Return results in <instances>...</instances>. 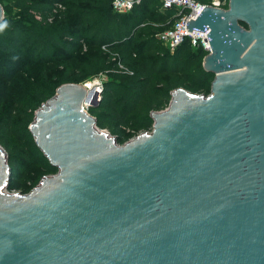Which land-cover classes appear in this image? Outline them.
Segmentation results:
<instances>
[{"label":"water","instance_id":"95a60500","mask_svg":"<svg viewBox=\"0 0 264 264\" xmlns=\"http://www.w3.org/2000/svg\"><path fill=\"white\" fill-rule=\"evenodd\" d=\"M3 17L0 5V20ZM207 94L175 87L123 143L63 82L28 130L56 171L8 191L0 146V264H264V0L204 4Z\"/></svg>","mask_w":264,"mask_h":264},{"label":"trees","instance_id":"16d2710c","mask_svg":"<svg viewBox=\"0 0 264 264\" xmlns=\"http://www.w3.org/2000/svg\"><path fill=\"white\" fill-rule=\"evenodd\" d=\"M0 5V145L9 166L7 190L23 193L56 171L27 126L60 83L105 75L100 98L87 112L117 143L150 129L149 112L164 108L173 88L209 92L213 74L201 65L206 51L187 37L172 50L156 38L177 16L161 0H140L124 12L113 10L111 0H0ZM71 58L80 61L81 73L71 72ZM51 62L58 66L52 69ZM26 156L39 158L41 170L25 190L14 180V165Z\"/></svg>","mask_w":264,"mask_h":264},{"label":"built area","instance_id":"2783aa9c","mask_svg":"<svg viewBox=\"0 0 264 264\" xmlns=\"http://www.w3.org/2000/svg\"><path fill=\"white\" fill-rule=\"evenodd\" d=\"M139 1L140 0H111V6L115 11L124 12L128 11ZM204 4L221 6L214 0H210L208 3L198 0H161V6L164 8L174 6L177 9V16L169 27L155 33L156 38L172 50L187 37L192 46H200L205 51H208L209 45L206 33L196 29H188V27L185 26L186 21L190 18H195ZM34 16L39 18L37 14ZM96 83V98L98 99L100 97L101 82L96 81ZM85 106H87V104H85Z\"/></svg>","mask_w":264,"mask_h":264},{"label":"rangeland","instance_id":"374dc122","mask_svg":"<svg viewBox=\"0 0 264 264\" xmlns=\"http://www.w3.org/2000/svg\"><path fill=\"white\" fill-rule=\"evenodd\" d=\"M214 1L217 2L219 5H222L224 3L223 0H214ZM69 61H70L69 64H70L71 72L81 73L80 66H79L80 61H78L77 59H74V58H71ZM50 65H51L52 69H54L55 67L58 66L55 62H51ZM104 77H105L104 74L96 75L92 79H85L84 81H82L80 83H84L85 81H90V80L91 81L92 80L100 81V79H102ZM86 83H88V82H86ZM88 106L89 105H87V106L84 105L86 110H87ZM112 125L117 126L120 129L124 130V133L128 130L126 127H124V125H121L118 121H113ZM101 129H104V130H106L108 132V129L106 127H103ZM129 138H131V137H129ZM0 146L4 149V147L2 145H0ZM4 152H5V149H4ZM5 155H6V153H5ZM26 157L28 159H26V160H24L22 162H19V164H15L14 165L15 166V171L14 172H15V177H16V178H14V180H15V182H18V184L21 187H23V189H25V190H26L25 186L30 185V183L33 182V179L38 176V173L41 170V163H40L39 158L29 157V156H26ZM48 174H50V173H48ZM8 191H10V190H8ZM26 191H24V192H26Z\"/></svg>","mask_w":264,"mask_h":264},{"label":"bare ground","instance_id":"6f19581e","mask_svg":"<svg viewBox=\"0 0 264 264\" xmlns=\"http://www.w3.org/2000/svg\"><path fill=\"white\" fill-rule=\"evenodd\" d=\"M95 82V80H92L91 82L85 83L88 86H91L93 83ZM96 91H94V93L92 94V100L96 99Z\"/></svg>","mask_w":264,"mask_h":264},{"label":"clouds","instance_id":"9594fccd","mask_svg":"<svg viewBox=\"0 0 264 264\" xmlns=\"http://www.w3.org/2000/svg\"><path fill=\"white\" fill-rule=\"evenodd\" d=\"M0 27H3V25H0Z\"/></svg>","mask_w":264,"mask_h":264}]
</instances>
